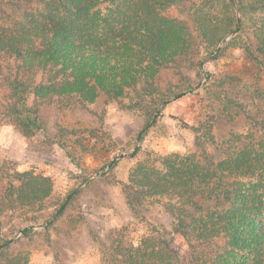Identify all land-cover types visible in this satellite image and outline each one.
<instances>
[{"label": "trees", "instance_id": "obj_1", "mask_svg": "<svg viewBox=\"0 0 264 264\" xmlns=\"http://www.w3.org/2000/svg\"><path fill=\"white\" fill-rule=\"evenodd\" d=\"M196 1L0 0L1 82L9 89L12 100L17 97L11 111L17 115L25 135L29 136L30 122L22 114L39 72H44L48 84L59 82L60 89L50 85L49 93H60L57 89L66 92V86L73 93H86L88 79H96L111 93L122 90L126 84H135L136 78L153 80L157 69L176 68L190 61L188 29L184 23L164 16L175 6L190 4L192 18L211 55L222 39L218 37L220 20L224 19L227 25L225 35L239 27L230 45L243 48L256 67L264 69V0H233L240 17L228 0ZM247 31H252L253 43L248 41ZM3 55L8 56L7 61L14 60L8 64V73L2 71L8 63ZM119 80L121 84L111 85ZM192 89L195 88L188 86V91ZM186 91L174 97H183ZM145 92L159 98L162 105L168 101L154 86L146 87ZM224 105L230 119L235 117L232 107L237 113L234 115L246 113L244 104L234 99L226 98ZM251 119L254 127L261 125L264 131V121ZM208 125L210 122L203 123L200 130ZM253 136H248L249 141L240 148L226 149L227 157L216 166L202 164L195 156L146 153L147 160L134 166L129 183L124 186L127 203L137 215L134 201L148 197L178 198L180 203L170 209L177 213V229L188 240L190 253L182 257L174 251L164 229H157L155 237L136 242L122 228L112 233L109 245L105 246L112 262L264 264V134L259 140ZM90 137L94 140L86 142L83 137L76 142L84 154L95 153L99 143L97 132H91ZM154 163L160 167L156 168ZM109 165H103L101 175ZM117 165L114 163L110 169ZM19 178L20 185L12 186L0 172V217L7 207L26 216L33 209H41L50 197L48 178L32 173L20 174ZM242 179H246V184ZM184 206L191 208L185 210ZM95 239L99 241L98 237ZM1 246L0 264H28V255L12 253L11 244Z\"/></svg>", "mask_w": 264, "mask_h": 264}, {"label": "rangeland", "instance_id": "obj_2", "mask_svg": "<svg viewBox=\"0 0 264 264\" xmlns=\"http://www.w3.org/2000/svg\"><path fill=\"white\" fill-rule=\"evenodd\" d=\"M2 15L0 9V18ZM164 16L184 23L188 29L190 61L176 68L157 69L153 80L136 78L135 84H126L122 90L111 93L96 79L86 81V93H73L68 86L63 92L58 81L48 84L44 72H39L22 114L30 122L29 136L11 111L17 97L12 100L9 89L2 86L0 71L1 175L12 186L20 185L19 175L24 173L44 176L51 182L50 197L41 209L23 216L7 207L0 217V245L17 237L11 243V252L28 255V264H114L105 246L109 245L112 233L122 228L136 242L155 237L157 229H164L172 249L188 257L189 242L177 229V213L170 209L180 203L178 198L148 197L134 201L137 215L128 205L124 186L129 183L134 166L145 163L146 153L195 156L202 164L216 166L227 157L226 149L242 147L249 141L248 136L262 138V126L254 127L251 118L264 121V69L256 67L243 48L230 45L234 36L228 39L230 34H223L227 27L224 19L220 20L218 36L222 38V47L211 55L192 18L189 3L168 9ZM246 36L254 42L252 31H247ZM7 57L3 55L4 61ZM7 62L3 73L9 72L8 66L14 60ZM119 84L121 80L111 85ZM50 85L59 88L60 93H49ZM151 86L167 96L166 104L145 92ZM188 86L195 89L188 91ZM185 89L183 97H174ZM226 98L244 104L245 115H234L237 113L232 107L235 117H227L223 109ZM205 122L210 125L200 130ZM93 131L99 135V143L95 153L84 154L76 142L83 137L86 142L94 140L90 137ZM120 155L124 157L116 161L118 165L113 170L106 169L102 177L80 188L87 178L99 177L103 165ZM154 165L160 167L159 163ZM241 181L246 184V179ZM67 198L62 213L51 226L43 228ZM190 208L184 206L185 210ZM31 226L36 228L21 234Z\"/></svg>", "mask_w": 264, "mask_h": 264}, {"label": "water", "instance_id": "obj_3", "mask_svg": "<svg viewBox=\"0 0 264 264\" xmlns=\"http://www.w3.org/2000/svg\"><path fill=\"white\" fill-rule=\"evenodd\" d=\"M228 1H230L233 5H234V7H235V9H236V11H237V14L239 15V11H238V7H237V5H236V3L233 1V0H228ZM239 32V27H238V29L236 30V32H233L232 34H230L229 36H228V39H230L231 37H233V36H235L237 33ZM221 47H222V45L221 46H219V48H218V50L216 51V53H215V55L219 52V50L221 49ZM212 57H214V56H212ZM211 57V58H212ZM205 63L206 62H204V64H203V70H204V72H206V69H205V67H204V65H205ZM164 108V106L161 108V110ZM160 110V111H161ZM154 123V122H153ZM152 124H150L149 126H147L146 128H145V130L142 132V134L151 126ZM142 134L139 136V138H138V145H139V143H140V141H141V137H142ZM136 151H137V149H136ZM124 156L123 155H120V156H118L117 158H115L111 163H110V165L108 166V168H107V171L110 169V167L116 162V161H118L119 159H122ZM106 171V172H107ZM106 172L105 173H103L102 175H100L99 177H97V178H91V179H89L87 182H85L84 184H82L81 186H80V188H82L83 186H86L87 184H89V183H91L92 181H94V180H96V179H98V178H100V177H102L104 174H106ZM80 188H78L77 190H75L74 192H73V194L72 195H75L78 191H79V189ZM72 197V196H71ZM70 197V198H71ZM69 198V199H70ZM68 199V200H69ZM68 200L64 203V205L59 209V211L55 214V216L47 223V224H45L44 226H43V228H48L49 226H51L52 225V223L57 219V217L60 215V213L62 212V210H63V207H65L67 204H68ZM36 227L35 226H31V227H29V228H27L26 230H23L22 232H21V234H24L27 230H30V229H35ZM17 239V237H15V238H13L12 240H10L9 242H6L5 244H3L2 246H1V248H4V247H6V246H8V245H10L12 242H14L15 240Z\"/></svg>", "mask_w": 264, "mask_h": 264}]
</instances>
